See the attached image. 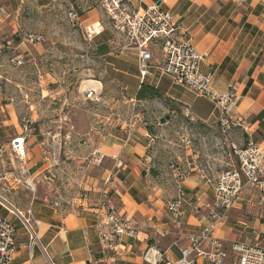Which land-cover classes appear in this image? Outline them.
<instances>
[{"label":"crops","instance_id":"obj_1","mask_svg":"<svg viewBox=\"0 0 264 264\" xmlns=\"http://www.w3.org/2000/svg\"><path fill=\"white\" fill-rule=\"evenodd\" d=\"M58 5L66 9L67 19L69 12L78 13V21L71 23L68 20V23L72 26L76 24L91 33L92 52L103 62L111 86L124 94V102L114 104L110 115L127 113L131 106H136L143 108L137 113L142 115L145 124L137 126L128 142L120 128L114 130L121 135L110 132L103 137L101 146L95 151L105 156L102 182L92 180L81 203L76 207L63 212L41 203L39 196H31L29 219L37 233L38 243L32 242L27 231L17 223L14 264L98 262L101 255L94 228L96 210L87 201L96 200L100 186L108 187L115 208L138 225L137 238L124 240L126 253L114 264H146L144 255L150 249L159 251L166 260L177 261L180 250L187 245V235L199 232L208 224L206 217L213 206L212 190L208 182L217 178L223 163L227 166L228 158L230 166H234V159L228 153L230 145L243 147L248 142L261 143L263 140L264 7L234 0L134 2L136 9L157 5L171 12L180 25L178 37L188 39L202 56L200 72L212 75V90L218 94L229 90L237 93L239 101L233 117L240 127L223 133L218 126L217 109L208 98L173 86L169 79L156 70L145 77L140 75L136 51L128 46L123 36L111 29L100 8V0H0V55L5 50L12 51V64L18 66L17 61L23 64L31 53L20 49L25 43L30 44L28 36H36L25 34L27 26L36 22L30 14L35 11L50 13ZM30 45L33 47L38 43ZM152 55L153 64L161 61L157 45L152 46ZM90 82L101 85L97 81ZM142 83L158 89L164 100L137 101L135 96ZM91 89L96 91L98 101L102 86L81 91L84 100H87L86 93ZM169 104L180 112L187 110L194 119V122L181 118L177 120L172 110L169 123L186 124L192 136L196 134L202 138L201 141L205 140L203 146L219 148V155L217 158L207 157L209 159L204 160L207 166L201 165L199 152L195 150L189 136H184L181 142L186 150V164L171 165L173 179L181 175V181L174 179L172 182L170 179L165 183L149 174L152 159L146 151L151 146L149 137H154L146 129V120L159 122L168 115ZM20 118L14 99L0 97V212L5 210V203L13 198L15 191L22 190L23 179L27 178V187L32 186L41 170L49 165L46 145L49 132H37L33 128L24 132ZM197 131L202 133L197 134ZM21 138L24 157L18 159L11 149V141ZM20 169L28 171L24 178L20 175ZM179 186L184 190L185 201L195 198L199 208V214L194 215L192 207L184 203L181 234H177L170 225V216L165 207L168 201L176 198ZM165 231L169 234L162 237ZM214 236L226 246L235 241L245 244L264 243V202H260L259 194L252 187L242 190L237 206L228 213ZM233 263L234 255L230 254L225 264ZM198 264L203 262L199 261Z\"/></svg>","mask_w":264,"mask_h":264},{"label":"rangeland","instance_id":"obj_2","mask_svg":"<svg viewBox=\"0 0 264 264\" xmlns=\"http://www.w3.org/2000/svg\"><path fill=\"white\" fill-rule=\"evenodd\" d=\"M66 15L67 11L62 5L56 6L50 13L35 11L30 14L36 22L27 26L25 34L42 38L36 42V46L32 47L30 44L35 43L29 41L30 44L22 46L21 51L29 50L31 53L23 64H12V51L5 50L0 55V97L14 99L22 126L29 121L30 129L50 134L46 144L49 165L41 170L32 186L27 187V178L23 179L22 190L15 191L13 198L5 201V210L1 208L0 214L11 219L15 225L19 222L9 211L15 208L26 218L29 217L33 195L39 196L41 203L63 212L79 205L91 181L102 182L104 161L100 166L94 165L92 154L101 146L106 134L117 132L121 135L117 131V115L123 117L128 113L110 115L114 104L124 102V94L111 86L103 62L90 48L86 30L69 24ZM90 81L100 82L101 85ZM90 85L102 86L97 102L83 98L81 91ZM167 106L168 115L173 110L177 120H187L183 118L182 111L170 104ZM133 107L136 112L143 109L136 106L130 109ZM146 124L147 131L154 137H149L154 141L146 151L152 159L149 174L165 183L170 179L177 181L179 176L182 178L177 175L173 179L171 165L186 164V150L181 142L184 136H189L199 152L201 165L207 166L204 162L209 159L207 157L217 158L219 155V148L203 146L205 140L201 141L202 138L196 134L192 136L186 124L171 125L169 121L160 124L156 120H146ZM230 165L228 158L227 166L223 163L218 174L230 170L233 167ZM8 192L14 193L12 190Z\"/></svg>","mask_w":264,"mask_h":264},{"label":"built area","instance_id":"obj_3","mask_svg":"<svg viewBox=\"0 0 264 264\" xmlns=\"http://www.w3.org/2000/svg\"><path fill=\"white\" fill-rule=\"evenodd\" d=\"M136 0H100V8L108 20L111 29L126 40L137 54V65L142 77L150 75L153 70L170 80L173 86L185 88L199 96L208 98L218 112L219 129L226 133L232 128L240 127L235 121L233 111L239 101V96L233 90L218 94L211 88L212 75L200 72L199 65L202 56L190 44L188 39L178 37L180 25L175 16L151 5L145 9H136ZM240 3H256L264 7V0H234ZM71 23L78 21L79 15L75 11L68 14ZM86 38L90 42L92 35L86 31ZM30 43L40 41L39 37L28 36ZM157 45L161 61L152 63V46ZM17 65L21 62L17 61ZM96 91L91 89L85 99L97 102ZM182 116L190 122L194 119L187 110ZM118 127L123 131L125 141H129L137 126L145 124L141 114L133 107L123 117L117 115ZM27 124V125H26ZM23 130L29 129L27 121ZM152 141V139H149ZM11 149L18 159L24 157L23 138L11 141ZM1 155V152H0ZM229 156L235 165L220 173L213 182H208L213 195V206L206 219L208 224L199 232L187 235V245L180 250L177 261H169L162 257L157 250H148L144 255L146 264H225L229 255H234L233 264H264V243L245 244L235 241L229 246L216 238L215 232L234 209L245 187H252L258 194L260 202H264V137L261 143L248 142L243 147L230 145ZM102 153L92 154V163L96 166L104 161ZM21 176H26V169L19 170ZM178 177V176H177ZM179 181L181 177L179 176ZM175 199L165 205L170 216V225L177 234L183 231V205L187 202L193 209L194 215L199 214L195 198L185 201L184 190L178 187ZM96 210L97 245L101 259L92 264H114L126 253L125 239H136L138 225L127 219L114 206L112 196L107 186L99 189L95 201H87ZM8 206V205H7ZM11 212L16 220L27 231L30 239L38 243L37 233L31 226L30 217H25L14 208ZM30 216V212L28 211ZM16 225L0 214V264H14L16 255ZM169 232L161 234L166 237Z\"/></svg>","mask_w":264,"mask_h":264},{"label":"trees","instance_id":"obj_4","mask_svg":"<svg viewBox=\"0 0 264 264\" xmlns=\"http://www.w3.org/2000/svg\"><path fill=\"white\" fill-rule=\"evenodd\" d=\"M135 99L137 101L164 100L163 94L158 89L144 83L139 87Z\"/></svg>","mask_w":264,"mask_h":264},{"label":"water","instance_id":"obj_5","mask_svg":"<svg viewBox=\"0 0 264 264\" xmlns=\"http://www.w3.org/2000/svg\"><path fill=\"white\" fill-rule=\"evenodd\" d=\"M159 4H160V2L157 3V5H159ZM169 120H170V116L169 115H166V116H164L163 118L160 119L159 123L160 124H165Z\"/></svg>","mask_w":264,"mask_h":264},{"label":"bare ground","instance_id":"obj_6","mask_svg":"<svg viewBox=\"0 0 264 264\" xmlns=\"http://www.w3.org/2000/svg\"><path fill=\"white\" fill-rule=\"evenodd\" d=\"M89 88H95L94 85H90Z\"/></svg>","mask_w":264,"mask_h":264}]
</instances>
